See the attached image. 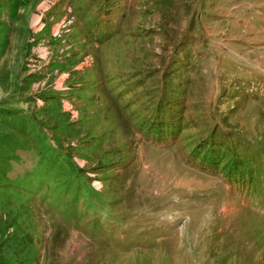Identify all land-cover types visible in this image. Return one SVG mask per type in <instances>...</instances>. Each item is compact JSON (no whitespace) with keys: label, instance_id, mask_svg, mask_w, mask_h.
Returning <instances> with one entry per match:
<instances>
[{"label":"rangeland","instance_id":"1","mask_svg":"<svg viewBox=\"0 0 264 264\" xmlns=\"http://www.w3.org/2000/svg\"><path fill=\"white\" fill-rule=\"evenodd\" d=\"M105 1L0 0V264H264V0Z\"/></svg>","mask_w":264,"mask_h":264},{"label":"crops","instance_id":"2","mask_svg":"<svg viewBox=\"0 0 264 264\" xmlns=\"http://www.w3.org/2000/svg\"><path fill=\"white\" fill-rule=\"evenodd\" d=\"M102 1L104 3V0H100L101 4H102ZM106 1L105 3H107ZM95 34L97 33H93L94 36L91 37V35L86 31H81V33H78L77 35L76 33H70L68 35L69 38L67 41L69 48L66 47L67 49H62L63 56L61 59L56 58L55 54H58L60 52L63 45L62 44L59 45L58 53H56V46H54L49 41L50 48L54 54L53 59L49 63V66L52 70L60 69V70L69 72V75H68L69 77L66 80V82L69 84L73 83L75 86H77L74 88L72 87L71 90L74 89L75 91L76 89H82L86 83L91 84V85H88L89 89L88 91L86 90L87 91L86 94L84 93L83 95V92H82V96L78 98L79 103H81L80 105H82L86 109L88 108V107H85L88 104V98H91V96L90 97H86V96L87 95L93 96L94 92L92 91V89H94L96 85L99 86V89H101V92L103 93L105 90L104 87L107 84L106 81L108 77L112 78L114 75V74L112 75V72L115 71L114 64L110 63V57H109V54H111L112 52V46L107 45L108 43L107 40L104 42V44L99 43L98 38H95L96 36ZM49 35L53 37L52 33H49ZM93 38H94L93 48L95 49V52H94L95 59L92 57V62L89 65V67H85L83 69H79V68L77 69L78 65L81 64V62H78V58H79L78 54L82 53V48L87 49L90 45H92V44H89V42H90V39H93ZM48 40L50 39L48 38ZM57 62L58 64L61 63L60 68L59 66L54 67V64H56ZM128 69L129 67L127 68V70ZM83 90L85 91V89ZM88 92H91L92 94H87ZM49 96H52V95H49ZM87 112H92V109H89Z\"/></svg>","mask_w":264,"mask_h":264},{"label":"trees","instance_id":"3","mask_svg":"<svg viewBox=\"0 0 264 264\" xmlns=\"http://www.w3.org/2000/svg\"><path fill=\"white\" fill-rule=\"evenodd\" d=\"M102 35H105V37L103 38V41L102 42H99V40H98V42L99 43H101V44H104V42L107 40V45L108 46H112V41L110 40V39H108L106 36H107V34L106 33H103ZM123 72V71H122ZM120 75V74H119ZM115 76H116V74H115ZM3 113H8V116H10V115H12V114H16L17 113V111H14V110H11V109H9L8 111H5V112H3ZM5 119V118H4Z\"/></svg>","mask_w":264,"mask_h":264}]
</instances>
